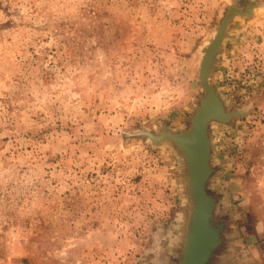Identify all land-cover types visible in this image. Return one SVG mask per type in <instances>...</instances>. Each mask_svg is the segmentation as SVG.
I'll return each mask as SVG.
<instances>
[{"label": "rangeland", "instance_id": "374dc122", "mask_svg": "<svg viewBox=\"0 0 264 264\" xmlns=\"http://www.w3.org/2000/svg\"><path fill=\"white\" fill-rule=\"evenodd\" d=\"M225 18L206 264H264V0H0V264H182L193 199L166 134L191 129Z\"/></svg>", "mask_w": 264, "mask_h": 264}, {"label": "water", "instance_id": "95a60500", "mask_svg": "<svg viewBox=\"0 0 264 264\" xmlns=\"http://www.w3.org/2000/svg\"><path fill=\"white\" fill-rule=\"evenodd\" d=\"M226 23L225 18L218 28L211 46L207 49L200 67V78L205 97L192 119L191 129L184 135L166 134L168 138L178 144L186 157L189 192L193 199L182 264H206L212 251L219 243L217 230L210 224L213 200L205 191V185L210 175L207 124L212 119L227 120L230 114H224L222 104L215 90L208 84L207 77L213 56L224 36Z\"/></svg>", "mask_w": 264, "mask_h": 264}]
</instances>
